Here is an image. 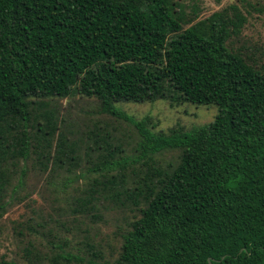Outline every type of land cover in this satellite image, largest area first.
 Segmentation results:
<instances>
[{
	"label": "trees",
	"instance_id": "1",
	"mask_svg": "<svg viewBox=\"0 0 264 264\" xmlns=\"http://www.w3.org/2000/svg\"><path fill=\"white\" fill-rule=\"evenodd\" d=\"M190 13L179 0H0V192L50 156L74 158L61 138L49 151L48 98L95 97L114 115L117 101L216 105L211 120L167 132L128 117L141 135L137 159L178 149V160L145 172L143 187L121 186L143 206L115 261L90 264H264V60L232 46L246 20L237 3L183 28L197 6ZM104 142L94 169L114 186L137 159L116 158L121 148ZM96 191L82 208L94 207Z\"/></svg>",
	"mask_w": 264,
	"mask_h": 264
},
{
	"label": "rangeland",
	"instance_id": "2",
	"mask_svg": "<svg viewBox=\"0 0 264 264\" xmlns=\"http://www.w3.org/2000/svg\"><path fill=\"white\" fill-rule=\"evenodd\" d=\"M179 1L188 15L192 6L198 8L196 17L182 24L183 28L230 2L237 3L246 20L240 34L232 37V46L240 49L248 61L264 60V0ZM48 100L56 124L49 151L53 154L57 150L61 138L66 143L64 151L72 152L74 158L60 162L50 156L45 167H28L20 182L17 173L10 175L0 192V258L15 264L113 263L121 233L144 203L141 199L135 205L121 186L127 191L143 187L141 177L145 172L153 175L155 169L169 168L177 162L179 153L178 149H163L137 159L141 135L128 117L145 119L154 132H167L169 128L188 129L211 120L216 105L188 101L171 105L165 99L117 101L114 104L122 115H114L103 111L95 97L69 93ZM104 140L121 148L116 158L137 159L129 161L123 170V182L114 186L106 182L104 177L108 175L94 169L103 159L100 152ZM90 187L97 189L93 193L94 207L84 209L79 200L89 196Z\"/></svg>",
	"mask_w": 264,
	"mask_h": 264
}]
</instances>
